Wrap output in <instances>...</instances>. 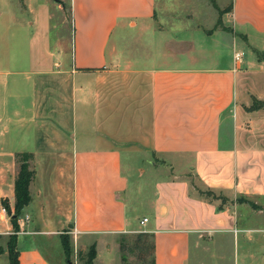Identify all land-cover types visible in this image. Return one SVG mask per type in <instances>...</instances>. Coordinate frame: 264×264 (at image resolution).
I'll return each mask as SVG.
<instances>
[{"label": "crops", "instance_id": "obj_1", "mask_svg": "<svg viewBox=\"0 0 264 264\" xmlns=\"http://www.w3.org/2000/svg\"><path fill=\"white\" fill-rule=\"evenodd\" d=\"M33 1L19 4L14 56L0 58V208L14 202L15 154H33L19 264H53L20 236H55L63 252L65 230L79 243L100 235L96 257L144 232L156 264H264V217L248 212L264 215V0H214L207 29L157 26L156 0H70L68 13L55 0L35 27ZM147 171L141 217L130 193Z\"/></svg>", "mask_w": 264, "mask_h": 264}, {"label": "rangeland", "instance_id": "obj_2", "mask_svg": "<svg viewBox=\"0 0 264 264\" xmlns=\"http://www.w3.org/2000/svg\"><path fill=\"white\" fill-rule=\"evenodd\" d=\"M62 1L64 2L63 4L65 11L68 13L70 0ZM33 2L38 3V5L34 4L33 6V13L38 18V22L34 26L39 27L42 25L47 27L51 21L47 22L46 17L48 15L52 16V12L56 11V9H54L56 6V1L34 0ZM20 3L21 0H0V58H2V60L4 58L11 59L14 56L9 43L12 42L13 36L18 33V31L21 32V29L25 23V21L20 18L18 9ZM217 16L218 11L214 0H156L155 20L157 26H160L161 28L171 25L172 27L198 25L201 28L204 27L207 29L212 27V23L217 18ZM239 41L237 42L238 45L234 49H236V51L238 52H243V58H247L250 55V51ZM124 162L125 160L123 161V163ZM137 162L140 163L139 161ZM141 165L143 167H146L147 170H150V166L146 161H141ZM182 165V162H176L175 164L176 168H178L177 170L181 169ZM165 170V167L160 164V168L157 171H159L160 174H165ZM149 174L150 173L147 171L145 175L140 179L142 181V184L146 183L145 188L141 191V193H139V195H137L136 193H130V200H132L133 203L135 201V204L138 205L141 217L143 215H148L151 208L149 205V199L151 197L152 190L149 182H145L146 180H149ZM187 178L192 186H197L196 179L191 173L188 172ZM224 201L226 200H223L222 202ZM3 202L9 204L7 200H4ZM1 207H3L2 204ZM9 207L11 212H13V205H9ZM248 212L252 215L251 218L261 216L264 217V215L260 213V211L257 212L251 209V212ZM28 216L30 217L31 214L29 213ZM0 218V264H9L6 252V242L10 233L13 232V227L11 225L7 210L5 212V215L1 216ZM25 220H27V214L26 212L22 211L21 216L18 218L20 231L22 228H24L22 224H24ZM259 221L260 220H256L255 224L258 225ZM261 223H264V219H261ZM64 229H68L67 226ZM126 234L133 233L118 234L111 238V241L102 242L98 247L99 254L97 255V257H95L92 264H150L151 255H149L147 251H144L143 253V251H137L135 248H133V246H131L129 237H126L122 242L125 247H119L121 236ZM69 237L71 239L72 246V254L70 255L71 264H74V261H76L75 264H83L86 259V252L89 246L95 243V239L97 240L100 235H92L85 241L81 239L83 242L79 240L81 243L85 244V248L81 249V253L77 255L76 252H80L79 247H81V243L76 242L73 234H69ZM19 239L23 244H25V246L30 245V243H32L33 241H37L38 245L43 251H45V253H47L48 258L53 264H62L61 261H63L64 264H68V262L63 259V252L60 249L58 239L55 236H20ZM106 243L110 244L109 248L106 247ZM112 245L114 246V248ZM58 249L59 253L57 254Z\"/></svg>", "mask_w": 264, "mask_h": 264}, {"label": "trees", "instance_id": "obj_3", "mask_svg": "<svg viewBox=\"0 0 264 264\" xmlns=\"http://www.w3.org/2000/svg\"><path fill=\"white\" fill-rule=\"evenodd\" d=\"M264 104V100L256 102V106ZM33 154L31 152H18L15 154V161L18 163V172L14 180V202H13V212H11L9 204L2 201V205L7 210L10 217V222L13 227V232L10 233L6 242V252L9 264H19V251L17 248V234L20 231V224L18 218L21 216L23 209L31 201L30 193V183L34 176V170L31 168V160ZM198 193L210 197L211 199H219L221 201L225 200L223 196H216L215 193L210 190H197ZM237 202L245 201L242 198H237ZM253 208H258V206L252 202H249ZM221 207H218L220 209ZM67 231V230H65ZM126 237H129L131 246L137 251H147L151 255L150 264L155 263L154 257V236L152 233L138 232L133 234L122 235L119 241V247L123 248V241ZM61 244L65 256V260L68 264H71L70 255L72 254L71 239L67 232H62L60 234ZM125 247V246H124ZM80 251V250H79ZM81 253L78 252L77 254ZM96 246L95 243L91 244L86 252V259L83 264H92L96 257Z\"/></svg>", "mask_w": 264, "mask_h": 264}, {"label": "built area", "instance_id": "obj_4", "mask_svg": "<svg viewBox=\"0 0 264 264\" xmlns=\"http://www.w3.org/2000/svg\"><path fill=\"white\" fill-rule=\"evenodd\" d=\"M233 58H234V60L236 61V62H241V60H242V58H243V52H238V51H236V52H234V54H233ZM0 211H1V216H3V215H5V209H4V207H1V209H0ZM147 221V218H143L141 221H140V223L141 224H143V223H145ZM76 255H77V252H76ZM76 263V261H74V264Z\"/></svg>", "mask_w": 264, "mask_h": 264}]
</instances>
